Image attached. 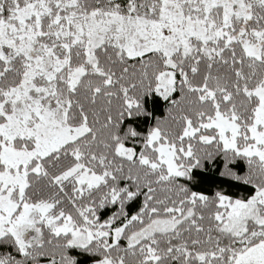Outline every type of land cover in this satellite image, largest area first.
Wrapping results in <instances>:
<instances>
[{"label":"snow or ice","instance_id":"obj_1","mask_svg":"<svg viewBox=\"0 0 264 264\" xmlns=\"http://www.w3.org/2000/svg\"><path fill=\"white\" fill-rule=\"evenodd\" d=\"M0 264H264V0H0Z\"/></svg>","mask_w":264,"mask_h":264}]
</instances>
